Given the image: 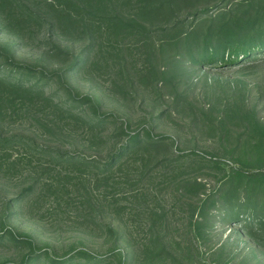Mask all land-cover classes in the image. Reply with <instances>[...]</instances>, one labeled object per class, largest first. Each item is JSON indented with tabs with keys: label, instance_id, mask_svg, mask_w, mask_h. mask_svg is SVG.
I'll use <instances>...</instances> for the list:
<instances>
[{
	"label": "rangeland",
	"instance_id": "1",
	"mask_svg": "<svg viewBox=\"0 0 264 264\" xmlns=\"http://www.w3.org/2000/svg\"><path fill=\"white\" fill-rule=\"evenodd\" d=\"M255 1L0 10V264H264V48L202 62L185 36Z\"/></svg>",
	"mask_w": 264,
	"mask_h": 264
},
{
	"label": "trees",
	"instance_id": "2",
	"mask_svg": "<svg viewBox=\"0 0 264 264\" xmlns=\"http://www.w3.org/2000/svg\"><path fill=\"white\" fill-rule=\"evenodd\" d=\"M162 4H184L189 3L190 0H157ZM263 0H256L254 3L248 5H233L230 8H225L223 10H219V12L211 18V20L201 19L200 22L194 23L191 25L190 29L185 33V36L193 41V48L197 50V53L193 58L197 60H201L202 62H207V60H223L224 65H230L233 61H237L242 59L243 57L253 53L256 50H260L264 48V9L262 6ZM256 4V5H254ZM259 5V6H258ZM246 6V7H245ZM15 5L11 2V0H0V10H4V12H8L9 8H14ZM200 10V9H199ZM208 12V8L203 10L202 14ZM208 21V22H207ZM180 21L177 23L178 25L182 24ZM203 28V31L200 29ZM199 42L201 45L199 47ZM199 48V50H198ZM227 51L228 57L224 60L223 56H220V51ZM10 87L14 88V84L7 83ZM15 87H20V85H15ZM22 87V86H21ZM26 92H34L38 95L41 94L38 88L36 87H23L22 88ZM74 118L81 119L85 121L87 124L91 126V128H97L102 125V120L98 118V116H94V118H88V116H80L74 115ZM138 136H134L128 142V148L126 151L128 152L126 158H132L133 156L139 153L138 151L141 149L142 145H146L148 143L147 138H137ZM152 142V141H151ZM122 150L114 154L113 158L109 157V160L101 163L105 164L103 167L105 170L108 169L109 166L113 165L118 158H121ZM65 161V160H64ZM69 161L74 163H82L89 164V162H96V160H89V158H82L81 160H76V156L73 158H69ZM249 172L248 175L250 177H254L256 179L257 176H262L264 174ZM242 178V177H240ZM236 192V188L234 189ZM249 199L251 197L247 194L246 196ZM239 199V198H238ZM250 210L248 216L251 219L250 226L253 227L254 222V213L255 209H251L248 206V211ZM253 222V223H252ZM29 262H26L28 264ZM56 263V262H55Z\"/></svg>",
	"mask_w": 264,
	"mask_h": 264
}]
</instances>
